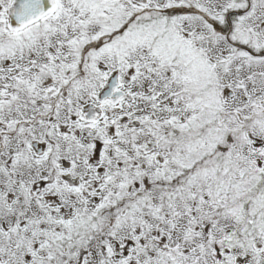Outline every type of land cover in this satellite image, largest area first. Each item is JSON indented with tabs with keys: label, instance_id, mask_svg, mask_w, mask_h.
<instances>
[{
	"label": "snow or ice",
	"instance_id": "6c2138e0",
	"mask_svg": "<svg viewBox=\"0 0 264 264\" xmlns=\"http://www.w3.org/2000/svg\"><path fill=\"white\" fill-rule=\"evenodd\" d=\"M0 264H264V0H0Z\"/></svg>",
	"mask_w": 264,
	"mask_h": 264
}]
</instances>
